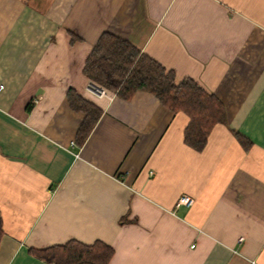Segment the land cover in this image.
Here are the masks:
<instances>
[{"label":"crops","instance_id":"0c3cea01","mask_svg":"<svg viewBox=\"0 0 264 264\" xmlns=\"http://www.w3.org/2000/svg\"><path fill=\"white\" fill-rule=\"evenodd\" d=\"M105 31L221 99L203 150L184 112L84 75ZM70 88L103 111L83 145ZM0 215V264L70 239L109 264H264V0H0Z\"/></svg>","mask_w":264,"mask_h":264},{"label":"trees","instance_id":"16d2710c","mask_svg":"<svg viewBox=\"0 0 264 264\" xmlns=\"http://www.w3.org/2000/svg\"><path fill=\"white\" fill-rule=\"evenodd\" d=\"M83 73L97 86L124 99H131L138 91H148L172 111L184 112L189 117L184 142L197 151L205 148L217 124L227 122L225 105L215 93L191 77L177 79L173 70L108 31L101 34L88 55ZM67 97L71 108L85 116L76 135L77 144L83 145L103 111L73 88L68 90ZM237 136L243 142L241 135ZM3 235L0 215V242ZM32 253L53 264H109L115 249L101 240L86 244L70 239L63 244L33 249Z\"/></svg>","mask_w":264,"mask_h":264},{"label":"built area","instance_id":"2783aa9c","mask_svg":"<svg viewBox=\"0 0 264 264\" xmlns=\"http://www.w3.org/2000/svg\"><path fill=\"white\" fill-rule=\"evenodd\" d=\"M97 92L103 94V90L96 89ZM195 203V198L188 194H182L177 202L178 206L185 205V206H192Z\"/></svg>","mask_w":264,"mask_h":264}]
</instances>
